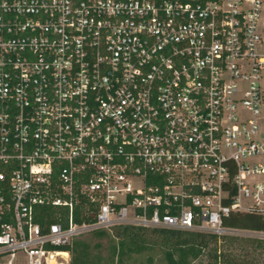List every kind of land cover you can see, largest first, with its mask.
Instances as JSON below:
<instances>
[{"label": "built area", "instance_id": "2783aa9c", "mask_svg": "<svg viewBox=\"0 0 264 264\" xmlns=\"http://www.w3.org/2000/svg\"><path fill=\"white\" fill-rule=\"evenodd\" d=\"M236 211L264 212V0H0L4 264Z\"/></svg>", "mask_w": 264, "mask_h": 264}, {"label": "trees", "instance_id": "16d2710c", "mask_svg": "<svg viewBox=\"0 0 264 264\" xmlns=\"http://www.w3.org/2000/svg\"><path fill=\"white\" fill-rule=\"evenodd\" d=\"M82 220H92L84 215ZM223 224L249 234L120 224L74 237L69 264H264V212H231Z\"/></svg>", "mask_w": 264, "mask_h": 264}, {"label": "rangeland", "instance_id": "374dc122", "mask_svg": "<svg viewBox=\"0 0 264 264\" xmlns=\"http://www.w3.org/2000/svg\"><path fill=\"white\" fill-rule=\"evenodd\" d=\"M238 230V229H237ZM112 231V230H111ZM87 232V231H86ZM233 234H241V235H246V234H249V232H246V231H236V232H233ZM258 236H263L264 237V234L263 232H259V234H257ZM70 258V257H69ZM5 263V260L3 258H0V264H4ZM11 264H26V260L25 258L23 257V255L21 254H16L15 255V258L14 260L12 261Z\"/></svg>", "mask_w": 264, "mask_h": 264}]
</instances>
